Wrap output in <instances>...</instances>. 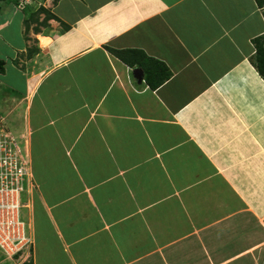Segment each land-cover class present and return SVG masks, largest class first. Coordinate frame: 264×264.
<instances>
[{
  "label": "crops",
  "instance_id": "0c3cea01",
  "mask_svg": "<svg viewBox=\"0 0 264 264\" xmlns=\"http://www.w3.org/2000/svg\"><path fill=\"white\" fill-rule=\"evenodd\" d=\"M31 1L0 0V104L33 179L19 264H264V8Z\"/></svg>",
  "mask_w": 264,
  "mask_h": 264
},
{
  "label": "built area",
  "instance_id": "2783aa9c",
  "mask_svg": "<svg viewBox=\"0 0 264 264\" xmlns=\"http://www.w3.org/2000/svg\"><path fill=\"white\" fill-rule=\"evenodd\" d=\"M12 135L0 130V252L9 259H16L22 258L32 245L21 219L30 166L23 162L21 155L24 149V156L28 158L25 145L22 147L25 140L20 135Z\"/></svg>",
  "mask_w": 264,
  "mask_h": 264
},
{
  "label": "rangeland",
  "instance_id": "374dc122",
  "mask_svg": "<svg viewBox=\"0 0 264 264\" xmlns=\"http://www.w3.org/2000/svg\"><path fill=\"white\" fill-rule=\"evenodd\" d=\"M34 1V3L33 4H35L36 2H35V0H32L31 2H33ZM52 4L54 5L55 4V0H53L52 1ZM41 7V6H40ZM19 8H20V6H19ZM18 7H17V9H19ZM46 11H47V13H49L50 14V8L49 9H45ZM52 11H54V10H52ZM44 14V15H43ZM38 15H43L44 17H46L45 16V13L44 12H39V14ZM37 15V16H38ZM43 16H38V18H36L38 21H39V19H44V17ZM42 19V20H43ZM41 20V21H42ZM41 21H39V22H41ZM34 23V22H33ZM28 27H29V25H28ZM27 32L28 31H26L25 32V34H27ZM44 40V39H43ZM3 99H4V96H2L1 97V100L3 101ZM16 104V103H15ZM1 105V104H0ZM21 106L19 105L18 106V108H17V106H14V102L13 101H11V102H6L5 104H3V105H1L0 106V130H3V132H5V133H9L11 136H13L12 134H19V130H23L24 128L21 126L20 127V125H22L20 122H19V118H15V114H16V109H14V108H17V111H18V109L20 108ZM20 119H22V118H20ZM21 137H23V141L24 140H26L27 139V136L26 135H24V134H22V135H20ZM25 144L24 143H22V147L24 146ZM27 150V149H26ZM28 152V151H27ZM37 154H38V151H36V150H34L33 151V171L35 170V169H39L40 167H41V165H40V159H36L37 158ZM21 155H22V159H23V162H26V164H27V166H30V170H29V172H28V175L29 176H27V180H26V183H27V185H28V187H30L31 188V186H32V184H33V179H32V171H31V165H30V161L28 160V158L26 157L25 158V156H24V149L21 151ZM38 157H39V154H38ZM42 171V170H41ZM50 171H53V170H49V171H47V170H45V169H43V171H42V173L44 174V177L43 176H41V178H44V181H46V182H48V181H50V178L48 177V175H47V172H50ZM36 172V171H35ZM39 179H40V177H39ZM39 179H38V175H37V172L35 173V180H34V184L37 186L38 185V189L39 190H41L42 189V187H41V185H40V182H39ZM34 186V185H33ZM43 190H45L44 189V187H43ZM27 191L25 190V192L23 193V200L26 198V193ZM25 201V200H24ZM23 204H26V203H24L23 202ZM23 208H26V207H22V209ZM22 209H21V211H22ZM25 211V210H24ZM21 219H22V221H24L23 220V216H22V214H21ZM24 223H25V225H26V227H27V223H26V221H24ZM31 247H32V245H31ZM31 247L27 250L28 252H29V256H28V259L30 258V251H31ZM4 258L7 260H4V261H2V263L4 264L5 262H7L6 264H19V258H12V259H9V258H7V257H5L4 256ZM10 261H9V260Z\"/></svg>",
  "mask_w": 264,
  "mask_h": 264
},
{
  "label": "trees",
  "instance_id": "16d2710c",
  "mask_svg": "<svg viewBox=\"0 0 264 264\" xmlns=\"http://www.w3.org/2000/svg\"><path fill=\"white\" fill-rule=\"evenodd\" d=\"M256 2L258 3V5H259V7H261V8H264L263 6H264V1L263 0H256ZM39 12H44L45 13V16L46 17H44V19L41 21V22H39L38 20L36 21L37 22V24L39 25V26H44V25H46L47 24V21L48 20H50V19H54V20H58L54 15H52L51 13L49 14V13H47V11L44 9V8H42V7H40L39 9H38V12H36L37 14H39ZM32 17H30L29 19H31ZM24 23H25V25H29L28 24V20H25L24 21ZM254 45H255V48L257 49V59H256V62H253L254 63V65L256 66V68H257V71H258V73L262 76V78L264 79V72H263V70L260 68V63L261 62H264V61H262L263 60V58H264V38H257V39H255L254 40ZM4 72V61H2V60H0V74L1 73H3ZM164 77L166 78L167 77V75H164ZM149 81V83H150V85L152 86V87H154L155 85H153L151 82H150V80H148ZM30 264V263H29Z\"/></svg>",
  "mask_w": 264,
  "mask_h": 264
}]
</instances>
